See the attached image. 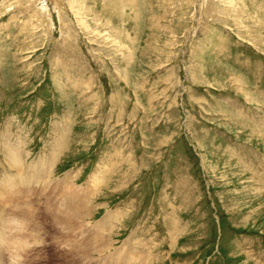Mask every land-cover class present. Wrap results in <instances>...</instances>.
<instances>
[{
  "label": "rangeland",
  "instance_id": "rangeland-1",
  "mask_svg": "<svg viewBox=\"0 0 264 264\" xmlns=\"http://www.w3.org/2000/svg\"><path fill=\"white\" fill-rule=\"evenodd\" d=\"M0 231L4 264H264V0H0Z\"/></svg>",
  "mask_w": 264,
  "mask_h": 264
},
{
  "label": "bare ground",
  "instance_id": "bare-ground-1",
  "mask_svg": "<svg viewBox=\"0 0 264 264\" xmlns=\"http://www.w3.org/2000/svg\"><path fill=\"white\" fill-rule=\"evenodd\" d=\"M5 149V148H4ZM14 153V152H13ZM56 154V153H55ZM48 159V158H47ZM45 162V161H44ZM49 166V165H48ZM47 168V167H46ZM50 169V168H49ZM41 173V172H40ZM51 173V172H50ZM68 174V173H67ZM66 174V175H67ZM40 175V174H39ZM14 178V177H13ZM75 178V177H74ZM15 179H16V177H15ZM6 180V179H5ZM69 181V180H68ZM10 182H13V180H11ZM17 183V182H16ZM59 183V182H58ZM60 184V183H59ZM12 185V184H11ZM10 186V185H9ZM22 187V186H21ZM30 187V186H29ZM27 188V187H26ZM10 190V189H9ZM34 190V189H33ZM69 192V191H68ZM88 192V191H87ZM92 192V191H91ZM3 193H5L4 192V190H3ZM89 193V192H88ZM71 194V193H70ZM72 194H74V193H72ZM74 195H76V194H74ZM43 196V195H42ZM78 197V196H77ZM80 197V196H79ZM79 197H78V199H79ZM83 197V196H82ZM85 197V196H84ZM82 199V198H81ZM80 199V200H81ZM84 199H86V198H84ZM90 199H93V198H90ZM88 202V201H87ZM22 204V203H21ZM82 209H81V208ZM80 207L78 208L80 211H82L83 209H85V210H87V208H88V205L87 204H85L84 205V207H83V205L82 204H80ZM76 208V209H77ZM91 208V207H90ZM116 213V212H115ZM86 214V213H85ZM26 217V216H25ZM85 218H86V216H85ZM75 219V218H74ZM66 221H68V223H69V220H66ZM116 221H118V219H117V217H115L114 215H113V213H109V214H107L106 213V215L104 216V218L103 219H101L97 224H95L94 225V227L97 229V231H95L96 232V234H95V238L96 237H98V235H100V234H102V231H108V229H111L113 226H115V224H117L118 222H116ZM65 224V223H64ZM80 224V223H79ZM78 224V225H79ZM30 225V224H29ZM77 225V226H78ZM10 226V225H9ZM72 226V225H71ZM27 228H28V226H27ZM72 228V227H71ZM94 228V229H95ZM38 229V228H37ZM23 230V229H22ZM35 230V229H34ZM39 231V230H38ZM70 231V230H69ZM76 232V231H75ZM0 233H1V231H0ZM108 233V232H107ZM105 234V233H104ZM109 235V234H108ZM101 236V235H100ZM131 236V235H130ZM20 237V236H19ZM106 237V236H105ZM94 238V237H93ZM110 238V237H109ZM102 239V238H101ZM97 240V239H96ZM99 240V239H98ZM97 240V241H98ZM112 240V239H111ZM140 240V239H139ZM89 241V240H88ZM97 241H95V242H97ZM131 240H129V242H130ZM128 242V241H127ZM17 243H18V241H17ZM76 243V242H75ZM93 243V242H92ZM92 243H90V248L92 249ZM131 243V242H130ZM133 243V242H132ZM135 243V242H134ZM141 243V242H140ZM13 244V243H12ZM94 244V243H93ZM102 244H103V242H102ZM136 244H138V242L136 243ZM4 245V244H3ZM87 245V244H86ZM100 245V244H99ZM127 245V244H126ZM5 246V245H4ZM20 246V245H19ZM73 246V245H72ZM88 246V245H87ZM140 246V245H139ZM0 247L3 249V246H2V237L0 236ZM32 247V246H31ZM96 247V246H95ZM102 247V246H101ZM0 248V249H1ZM74 248V247H73ZM78 248V247H77ZM84 248V247H83ZM82 248V249H83ZM139 248V247H138ZM137 248V249H138ZM70 249H72L71 248V246H70ZM69 249V250H70ZM76 249V248H75ZM75 249H74V253H75ZM93 249H95L94 248V246H93ZM86 250V249H85ZM88 250H89V248H88ZM127 250V249H126ZM73 251V250H72ZM78 251V250H77ZM76 251V252H77ZM82 251V250H81ZM84 251V250H83ZM127 251H129V249L127 250ZM86 252V251H85ZM95 252V251H94ZM121 252V251H120ZM137 252H139V251H137ZM78 253V252H77ZM80 253V252H79ZM78 253V254H79ZM141 253V252H140ZM144 253V252H143ZM82 254V253H81ZM84 254V253H83ZM90 254V253H89ZM119 254V253H118ZM139 254V253H138ZM148 254V253H147ZM117 255V254H116ZM135 255V254H134ZM134 255H133V258L135 259L134 260V262L136 261L137 262V264L138 263H143L144 262V258H145V256H143V255H137L136 254V256L134 257ZM1 256V255H0ZM84 256V255H83ZM132 256V255H131ZM122 257V256H121ZM17 258V257H16ZM127 257L125 256L124 258H123V260H122V263L123 264H126L128 261H127V259H126ZM14 259V258H13ZM79 259V258H78ZM126 260V262H125V260ZM146 259V258H145ZM21 261V260H20ZM68 261V260H67ZM131 263V262H130ZM0 264H4V262L1 260V258H0Z\"/></svg>",
  "mask_w": 264,
  "mask_h": 264
}]
</instances>
